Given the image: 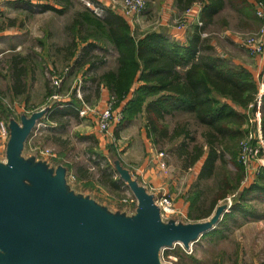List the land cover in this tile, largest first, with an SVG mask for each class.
Here are the masks:
<instances>
[{
    "label": "trees",
    "instance_id": "obj_1",
    "mask_svg": "<svg viewBox=\"0 0 264 264\" xmlns=\"http://www.w3.org/2000/svg\"><path fill=\"white\" fill-rule=\"evenodd\" d=\"M55 1L59 9L47 7L44 10L62 14L71 5L69 0ZM195 1L175 0V8L185 12ZM245 1L230 3L247 7ZM222 2L209 0L208 6L202 8L201 25L193 28L185 45L172 41L161 31L140 37L122 15L111 9H104L101 16L84 9L73 17L69 27L70 47L90 42L89 47L94 48L100 43L116 53V69L102 74L99 83L115 98V107L124 102L120 124L128 125L142 116L147 135L156 146L173 150L182 170L191 169L202 160L188 191L187 215L195 221L209 218L220 201L239 191L244 166L237 160V146L248 132L245 127H250L251 118L256 114V132L264 141V93L258 98L260 82L246 68L231 65L230 61L217 56L209 39L201 37L221 10ZM62 93V89L53 92L47 88L46 97L62 96ZM73 103L76 104L75 99ZM55 108L54 104L50 110ZM27 110L31 109L27 107ZM73 112L64 109L57 115L73 117ZM0 114L5 122L11 118L1 103ZM54 115L51 120L56 121ZM178 116L183 117L174 121ZM260 155L264 157V148ZM52 163L69 168L58 159H52ZM228 165L232 166V171L225 169ZM108 169L109 165L104 170ZM102 178L105 179L101 185L105 188L119 189L118 181L110 174ZM261 178L264 179V169ZM207 182L211 183L210 187ZM250 189L261 190L256 185L242 189L238 192V202L230 209L243 207ZM228 219L229 215H224L221 222ZM221 232L216 228L207 235H221ZM161 252L163 257H168V249Z\"/></svg>",
    "mask_w": 264,
    "mask_h": 264
},
{
    "label": "rangeland",
    "instance_id": "obj_2",
    "mask_svg": "<svg viewBox=\"0 0 264 264\" xmlns=\"http://www.w3.org/2000/svg\"><path fill=\"white\" fill-rule=\"evenodd\" d=\"M71 5L63 10L62 14H57L53 12H42L51 3L50 0H33V3L24 2H0V50L4 49L7 42L6 38L10 37L14 33H20L22 31L27 32L22 38H24V43L37 44L39 41L44 43H52L63 45L68 39L70 33L69 27L73 21V17L84 9H89L86 6L87 3L91 7L97 8L102 13L104 9H111L115 13L119 14V11L124 7L126 0H69ZM143 7L140 12H138L133 18L132 28L136 35L148 33L152 31L166 32V27H161L159 24L161 15L165 12L166 8L174 5L175 0H142ZM223 6L221 10L214 15L212 23L206 28L204 33H202V38H208L209 44L212 46L214 53L226 60L233 61L236 59L240 61L247 62L256 58V56L250 54L243 46V41L251 36H254L261 29V22L255 15L254 3L260 1L264 4L262 0H246L247 7H235L231 6L232 1L235 0H222ZM12 4V5H9ZM209 0H196L191 6L194 7L192 10L196 11V18L193 23H188L187 16L189 15V9L187 12H180L177 10L175 13V20L172 19L170 23L171 31L176 30V27L181 23L185 24V29L187 39L193 28L197 26L200 27V12L203 7L208 6ZM191 9V8H190ZM193 12V13H194ZM94 14V13H93ZM95 15V14H94ZM102 15V14H101ZM100 15V16H101ZM10 19L15 23L13 28L8 27ZM19 28L22 31H19ZM169 31V30H168ZM6 36V38H5ZM12 38H10L8 44L12 43ZM18 42V40L16 41ZM179 43V42H178ZM7 55V54H5ZM3 51L0 52V76L1 78L5 74V69L1 61L5 57ZM260 58L262 61L263 69L258 76V81L260 82L259 96L261 97L264 93V54ZM63 67V66H62ZM69 72V67H54L47 68L44 70L43 76L36 75L35 81L29 82L33 84V89L29 92L30 99L28 101V107L31 110L27 112H33L36 106L39 104L54 102L52 96L47 99L41 98L44 92V85L53 91H59L62 89V96L55 95L59 97L56 100V108L64 110L63 104L66 98V94H72L71 90L78 92V85H72L69 82H64L66 75ZM7 75V74H6ZM55 78L60 80L58 85L54 84L51 79ZM45 81L46 84H45ZM7 85V83H6ZM75 88V89H74ZM4 90L6 92L5 80L0 79V103L6 109L7 114H12L10 117L19 121V104L20 99L16 101H10L4 95ZM82 91V89H81ZM84 92L82 93V95ZM65 96V98H63ZM116 105V100L114 98ZM61 105V106H60ZM33 107H35L33 109ZM48 107H50L48 105ZM47 107V108H48ZM46 108V107H44ZM59 109H56L53 113L56 115V120L60 121L62 126L59 131L55 134L43 133L42 131L48 130L45 126V120H41V124L37 125L33 130V135L30 136L27 143L25 144L24 150L22 151L23 158H28L29 156H34L35 161L45 160L49 165L52 164V159L56 158L59 150L62 148L66 150V156L68 158L74 154L75 148L80 149L81 142L75 141V136L77 130L75 128V120L70 122L69 119L60 117ZM10 112V113H9ZM48 113V112H47ZM54 115V116H55ZM183 116H178L174 121L181 120ZM4 116L0 114V122L8 124L3 120ZM135 124L131 127H118L116 126L112 131L108 140H105V145H103L102 150H95V162L96 167L89 174L87 180L89 181L88 187L85 186V182H80V180L75 179L74 174H69L73 180L68 183L69 190L76 194L83 193L84 190H90L91 194L99 201L100 204L112 214L115 213H125L126 215H131L135 211V207L127 208L125 207V200H128L132 196L131 191L128 189L127 185L122 182L119 175L115 172V162L121 161V166L127 169L131 174V178L135 180L132 176L135 174V169L140 166L144 161L154 160V156L159 152L164 153V163L165 168L160 169L157 164H154V172L157 175L161 184L155 188H163L170 198L174 207L182 213V215H174L172 217L163 219V222H168L173 220L180 224H188L197 222L193 219L188 218V191L193 185L197 173L200 170L202 160L199 161L193 168L188 170H182L173 156V150H169L168 147H162L161 145L156 146L154 141L147 135L145 131V120L142 116L136 118ZM253 120L250 123V127H245L248 132L243 138L238 142L237 146V160L239 161L240 148L243 143L255 144L256 127L258 120ZM122 121V119H121ZM132 121V122H133ZM173 121V122H174ZM131 122V123H132ZM169 122V121H168ZM192 131L197 130L196 127H190ZM41 133V134H40ZM48 138H52L49 140ZM54 139V140H53ZM58 141H57V140ZM56 141V142H55ZM59 147H58V145ZM93 144V143H92ZM76 145V146H75ZM5 148V147H4ZM2 147L0 150V162H5V149ZM49 151L52 157L42 156L41 152ZM30 154V155H29ZM43 157V158H42ZM57 159V158H56ZM63 162L61 160H58ZM241 163V162H240ZM256 166L249 172L244 166V175L241 180V186L239 191L246 189L249 185L257 186L260 191H253L252 194L247 193L246 199L243 203V207H264V179L261 178V170L264 169V157L259 155L256 159ZM109 165V169L105 171L104 169ZM227 171H232L231 165L226 166ZM110 174L111 178L118 181L119 189L109 190L101 185L103 176ZM87 175V174H86ZM208 183V182H207ZM208 187L211 183H208ZM153 186V185H152ZM248 189V188H247ZM238 191V192H239ZM236 192L233 195L227 197L224 201H220L217 206L222 204H227L230 207L238 202L239 194ZM210 197L207 196V199ZM216 206V207H217ZM215 207V208H216ZM206 208V207H205ZM204 208V209H205ZM213 212V211H212ZM232 209H227L224 215H230ZM214 213V212H213ZM223 215V216H224ZM239 218V217H237ZM240 219V218H239ZM203 220H208L203 219ZM228 221V220H227ZM226 221L224 220L218 228L222 230L221 235H205L204 238H200L197 242L191 244L188 249L183 248L179 245H174L168 249V257L162 256V252L159 253V259L162 264H250V261L245 256V243L243 239L242 227L234 228L227 231ZM235 226V225H234ZM180 250V251H179ZM163 251V250H162Z\"/></svg>",
    "mask_w": 264,
    "mask_h": 264
},
{
    "label": "water",
    "instance_id": "obj_3",
    "mask_svg": "<svg viewBox=\"0 0 264 264\" xmlns=\"http://www.w3.org/2000/svg\"><path fill=\"white\" fill-rule=\"evenodd\" d=\"M54 104L8 121L5 162H0V264H162V250L174 245L188 249L214 230L230 208L217 206L208 220L163 222L154 196L120 161L115 172L137 201L131 215L109 213L74 193L64 166L21 155Z\"/></svg>",
    "mask_w": 264,
    "mask_h": 264
},
{
    "label": "crops",
    "instance_id": "obj_4",
    "mask_svg": "<svg viewBox=\"0 0 264 264\" xmlns=\"http://www.w3.org/2000/svg\"><path fill=\"white\" fill-rule=\"evenodd\" d=\"M50 2L51 3H47L50 4L47 7L60 8L56 4L55 0H50ZM192 8L194 7H191V9L189 8V15L187 16L188 23H193L196 18V11L194 12ZM48 11L49 10H43L42 12ZM176 12L177 10L175 9L174 5H171L170 9L166 8L165 12L161 15L159 24L161 27L167 28L165 33L169 35V38L172 41L179 42L181 45H185L188 34L183 31L175 32V30L171 31L169 29L171 27L170 23L173 22L172 19L175 20ZM12 20L13 19H10L9 23L7 24L9 28H13L15 26V23ZM19 31L22 30L19 28ZM156 32H158V30H156ZM26 33L27 32L22 31L16 34L14 33L7 38L5 36L7 40L6 44L10 41V38H12V43L8 44L9 46L7 47L5 44L4 49L0 50V52L3 51L4 55L7 54L1 61L5 69V74L3 77L1 78L0 76V79L5 80L6 92L4 90V95H6L5 97L10 101H16V99H20V111L17 115H19V117L22 115L29 116L36 111L44 109V107H47L52 103L50 102L47 104V106H45L46 103L39 104L36 106V108L33 107V109H38L33 110V112H27V110H25V108L28 107L27 104L30 99L29 92H31L33 89L34 84L30 83L35 81L36 75L38 74L39 76L44 77L43 73L47 68L69 67V72L66 75L64 82H69L73 86L78 85V94L74 93L75 90H71L72 94L70 95L66 94L65 96L67 99L64 100L66 103L63 104V107L74 111L73 117L70 116L66 118L69 119L70 122L72 120L77 121L75 122L74 128V130H77V132L74 134V136L75 141L81 142L80 146L82 147H80L79 150L75 148L73 151L74 154H72L69 158L68 155L66 156L67 151H64V149L61 148L56 158L63 161L62 163L69 167H66L68 174H74L77 180H80V182H85V186L88 187L89 181L87 178L89 177L90 172L94 170V166L96 167L94 163H96L95 152L97 151L95 150L99 149L101 151L103 145H105V140H108L110 135V133L108 136L100 133L97 126V115L105 107L107 101L111 97L108 90L99 83V78L102 74L116 69V53L110 47L103 46L100 43L96 44V47L94 48L89 47L88 43L90 42L78 43L75 47H70V34L68 35V39H66V43L63 45L47 42L44 43L43 41H39L35 45L32 43H24V38L22 37ZM143 34H139L140 37H142ZM17 40L18 42H16ZM231 65L242 66L246 68L255 80H258V76L263 69L260 58H255L253 60L251 58V60H248L247 62L240 61L235 58V60L231 61ZM46 82L47 81H45V84ZM46 91L47 87L44 85V92L41 98L47 99ZM83 92L84 94L82 95ZM65 96H63V98H65ZM74 99L76 104L73 103ZM123 105L124 102L120 103L115 108L119 111L122 109ZM84 106L90 108V111L87 112L84 117H81L79 116V111L82 110ZM56 109L59 108L49 110L44 118H42V120H45V126L48 128V130L42 131L44 134L47 133V131L49 134H55L62 127L60 125V121L51 120V117L54 114L53 112ZM59 110L61 111V109ZM136 120L137 119L134 121ZM134 121L128 125H121L120 123L114 125L110 131H112L116 126L121 127V129L122 127L128 126V129L132 126V124H135ZM41 122L43 121H39L38 125L41 124ZM31 135H33V132ZM48 139L51 140L52 138ZM6 141L7 140L0 139V150H2V147L4 148L6 146ZM30 157H32V154L28 158ZM121 161L123 162L124 160ZM154 164H156L155 159L142 162L140 166L135 169L136 172L132 177L143 186H159L161 182L154 172ZM247 188L249 189L250 185ZM253 191L257 192L259 190L250 189L249 194H252ZM81 194L83 196H88L100 204L99 201H97L96 198L91 194L90 190H84ZM221 223H223V221H220L216 228H220L219 225ZM225 226H227L224 227L227 228V231L229 230V227L231 230L233 227H242L243 239L247 244V247L245 246L244 248L246 258L250 261V264H264V207H235L230 213L229 219L226 221Z\"/></svg>",
    "mask_w": 264,
    "mask_h": 264
},
{
    "label": "built area",
    "instance_id": "obj_5",
    "mask_svg": "<svg viewBox=\"0 0 264 264\" xmlns=\"http://www.w3.org/2000/svg\"><path fill=\"white\" fill-rule=\"evenodd\" d=\"M1 1H6V2H24V3H33V0H0ZM88 8L91 9V11L96 15L100 16L102 14V11L98 10L97 8H93L90 6L89 3L86 4ZM143 7V1L142 0H126L124 3V7L119 11V14L122 15L129 24H133V18L134 16L141 11ZM255 7V15L256 17L260 20L261 22V29L257 34L254 36L248 37L243 41V46L244 48L252 55L257 57H262L264 54V4L260 1H257L254 3ZM188 11V10H187ZM186 11V12H187ZM185 24L181 23L176 27L175 32H180L184 31L185 29ZM201 25V24H200ZM51 81H54L55 85H58L60 80H57L55 78H52ZM78 94V93H77ZM59 97L57 96H52V99L56 100ZM260 98V96H258ZM114 98L110 97L109 100L107 101L105 107L98 113L97 115V126H98V131L105 136H108L110 133L111 128L114 125H117L121 122L122 119V114L121 110H117L114 108ZM90 111V108L87 106H84L82 110L79 111V116L84 117L87 112ZM258 118V114L254 117V120ZM253 120L250 121L252 123ZM257 138L255 139V144H249L248 141L251 140L249 139L246 143H243L241 148H240V155H239V162H241L246 170L249 172L251 169H254L256 166V159L260 155L262 149L264 148V141L258 136L256 132ZM9 136V131L7 128V125L4 124L3 122H0V139L1 140H7ZM42 155L46 157H52L49 151H43L41 152ZM164 153L159 152L154 156V159L156 161L157 166L160 169L165 168V163L163 160ZM68 180L71 182L73 180L72 177L69 176ZM147 189V192L151 195L154 196V203L159 209L160 217L161 219H166L169 217H172L174 215H182L180 211H178L173 203L172 199L168 195V193L163 189V188H155L152 186H145ZM125 204L127 208H132L137 205V201L132 195L129 197L128 200H125ZM230 207L229 205H227Z\"/></svg>",
    "mask_w": 264,
    "mask_h": 264
}]
</instances>
